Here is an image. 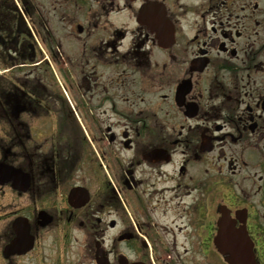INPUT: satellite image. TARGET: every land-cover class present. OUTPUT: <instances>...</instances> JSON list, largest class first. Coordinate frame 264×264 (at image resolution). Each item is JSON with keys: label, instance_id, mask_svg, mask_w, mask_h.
Returning <instances> with one entry per match:
<instances>
[{"label": "flooded vegetation", "instance_id": "af4514ba", "mask_svg": "<svg viewBox=\"0 0 264 264\" xmlns=\"http://www.w3.org/2000/svg\"><path fill=\"white\" fill-rule=\"evenodd\" d=\"M264 264V0H0V264Z\"/></svg>", "mask_w": 264, "mask_h": 264}, {"label": "water", "instance_id": "95a60500", "mask_svg": "<svg viewBox=\"0 0 264 264\" xmlns=\"http://www.w3.org/2000/svg\"><path fill=\"white\" fill-rule=\"evenodd\" d=\"M249 259H250V258H248V257L245 258L246 264H249V263H248V260H249ZM250 260H251V259H250Z\"/></svg>", "mask_w": 264, "mask_h": 264}, {"label": "bare ground", "instance_id": "6f19581e", "mask_svg": "<svg viewBox=\"0 0 264 264\" xmlns=\"http://www.w3.org/2000/svg\"><path fill=\"white\" fill-rule=\"evenodd\" d=\"M248 263H249V264L251 263V260H250V259L248 260Z\"/></svg>", "mask_w": 264, "mask_h": 264}]
</instances>
